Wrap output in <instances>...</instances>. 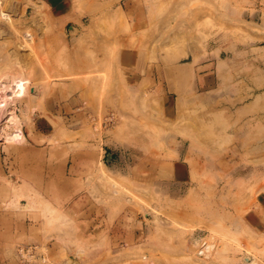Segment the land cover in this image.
Listing matches in <instances>:
<instances>
[{
    "label": "rangeland",
    "instance_id": "1",
    "mask_svg": "<svg viewBox=\"0 0 264 264\" xmlns=\"http://www.w3.org/2000/svg\"><path fill=\"white\" fill-rule=\"evenodd\" d=\"M13 1L0 73L30 52L43 89L13 105L24 142L0 115V253L61 264L58 231L67 264H264V0ZM17 219L44 242L21 252Z\"/></svg>",
    "mask_w": 264,
    "mask_h": 264
},
{
    "label": "bare ground",
    "instance_id": "2",
    "mask_svg": "<svg viewBox=\"0 0 264 264\" xmlns=\"http://www.w3.org/2000/svg\"><path fill=\"white\" fill-rule=\"evenodd\" d=\"M15 1H13V2H15ZM7 2H9V0H0V33L2 31H3V33L11 31V29H10L11 26L9 24L11 23L12 16L14 17L16 15L17 19H22L21 4L17 5V2H16L14 4V6L12 5V7H11V6H9V5H11V3H7ZM37 5L42 7L43 3L40 0L38 2H36L35 7H33V12L35 10H37V7H38ZM15 11H16V13H15ZM30 18H31V21L33 22L34 25H37L38 28H41V24L39 22L38 17H36L35 15L34 16L31 15ZM25 21H27V20L25 19ZM32 22H31V24H32ZM72 31L74 32V30H72ZM73 32L71 34H73ZM9 53H10L8 56L9 60H8L7 64L9 67L13 66L14 70L9 71L8 70L9 67L7 66L8 67L7 71L6 70H5V72L2 71L3 72L2 75L0 73V79H1V83H0V115H2L3 117L6 118L7 125L9 127H11V129H12L11 132L6 133L5 139H7L9 141H13L15 143H22L26 140V137L24 136V133H22V130L20 127V125H21L20 121L21 120H20V117L14 111L15 109H14L13 105L17 100L25 99V101H26V100L30 99V97L32 99L33 98L35 99V97L37 98V96H39V89H43V87L41 88V86L37 85V84L36 85H34V84L30 85L29 84V76L28 75H29V70L31 69V66H32L31 60H30V56H31L30 52L19 51L18 49L12 47L11 50L9 51ZM98 64H99V60H98ZM92 70L96 73L98 68L92 69ZM54 74H56V73H54ZM72 75H73V73H72ZM58 79L60 81L64 80L63 77L58 78ZM54 83H55V81L53 82V84L52 83L51 84L54 85ZM41 92H43V91H41ZM41 97H42V95H41ZM255 100H256V103L258 104V102L260 101V95H257ZM27 102H29V101H27ZM25 117H27V116L25 115ZM25 205L26 204L23 205L21 203H16L14 206L15 207H24ZM153 217L156 218V215H153ZM209 247H210V244H207L204 246V249H208ZM243 264H255V261L254 260L249 261L247 259Z\"/></svg>",
    "mask_w": 264,
    "mask_h": 264
},
{
    "label": "crops",
    "instance_id": "3",
    "mask_svg": "<svg viewBox=\"0 0 264 264\" xmlns=\"http://www.w3.org/2000/svg\"><path fill=\"white\" fill-rule=\"evenodd\" d=\"M48 1H49V5L52 6L54 4L56 6L55 8L57 10H61V11H62V9L64 10L65 7L68 5L67 0H48ZM58 2L60 4H58ZM116 10L122 11L123 10L122 5H119L116 8ZM82 19H83L82 17L77 18L74 23L73 22L71 23V27L69 29L70 33H72L73 32L72 30H74V32H73V34H74V33L78 32V30L83 28L84 23H83ZM92 19H91V22H89L90 26L92 25V22H93ZM66 24L67 23H63L64 26H67ZM60 31H61V29H60ZM60 33H61L60 34L61 38L66 43L67 38H66V36H64L62 34L63 31H61ZM97 62H98L97 57H95L94 59H91V66L93 67V69H96V65L98 64ZM94 74H95V72H94ZM18 203H20V202H18ZM21 204H23V205L26 204V205L24 207H15L14 206V208L21 210V208H25L28 205L27 203H21ZM6 224L8 225L7 227H5L7 230V234L13 235L14 240L17 242V245L21 244V245H19V246H21V248L23 246L33 245V244L38 246L41 242H44L45 237L47 236V232H46L45 228H43L42 222L33 223V222H29V221L24 220V219H20V220L17 219L14 223L10 220L9 222H6ZM79 234H81V233H79ZM52 235H53L52 238L45 245V248H47L49 250L50 256L53 257L54 260H57L56 261L57 263L67 264L65 262V259L63 257L61 258L60 253H61L62 249H61V246L58 244V241H57V236L59 235L58 231H55ZM77 236L78 235H76V237ZM78 239L79 238H77V240ZM9 250H10L9 243L3 242V255L0 253V264H12L11 260L9 259V252H8ZM70 258H71V254H70ZM74 261H75V264H79L78 259L72 258L71 262H74Z\"/></svg>",
    "mask_w": 264,
    "mask_h": 264
},
{
    "label": "built area",
    "instance_id": "4",
    "mask_svg": "<svg viewBox=\"0 0 264 264\" xmlns=\"http://www.w3.org/2000/svg\"><path fill=\"white\" fill-rule=\"evenodd\" d=\"M22 249H23V248H20L19 250H20L21 252H24V249H23V250H22ZM27 249H32V246H27V247H26V250H27Z\"/></svg>",
    "mask_w": 264,
    "mask_h": 264
}]
</instances>
